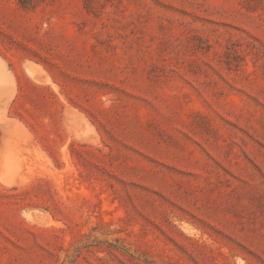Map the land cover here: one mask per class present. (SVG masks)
Wrapping results in <instances>:
<instances>
[{
	"label": "rangeland",
	"instance_id": "rangeland-1",
	"mask_svg": "<svg viewBox=\"0 0 264 264\" xmlns=\"http://www.w3.org/2000/svg\"><path fill=\"white\" fill-rule=\"evenodd\" d=\"M0 57V264H264V0H0Z\"/></svg>",
	"mask_w": 264,
	"mask_h": 264
},
{
	"label": "crops",
	"instance_id": "crops-1",
	"mask_svg": "<svg viewBox=\"0 0 264 264\" xmlns=\"http://www.w3.org/2000/svg\"><path fill=\"white\" fill-rule=\"evenodd\" d=\"M17 93V82L13 79L11 73L7 71V65L0 57V109H3L5 103L12 101ZM9 103L11 104V102Z\"/></svg>",
	"mask_w": 264,
	"mask_h": 264
}]
</instances>
